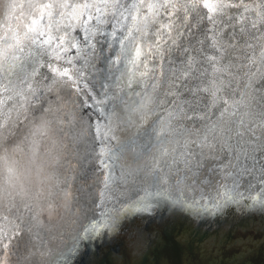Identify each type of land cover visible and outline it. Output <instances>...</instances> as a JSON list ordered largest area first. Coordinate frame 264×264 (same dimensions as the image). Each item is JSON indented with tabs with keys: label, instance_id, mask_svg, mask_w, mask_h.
Listing matches in <instances>:
<instances>
[{
	"label": "water",
	"instance_id": "water-1",
	"mask_svg": "<svg viewBox=\"0 0 264 264\" xmlns=\"http://www.w3.org/2000/svg\"><path fill=\"white\" fill-rule=\"evenodd\" d=\"M0 264H264V0H16Z\"/></svg>",
	"mask_w": 264,
	"mask_h": 264
},
{
	"label": "bare ground",
	"instance_id": "bare-ground-1",
	"mask_svg": "<svg viewBox=\"0 0 264 264\" xmlns=\"http://www.w3.org/2000/svg\"><path fill=\"white\" fill-rule=\"evenodd\" d=\"M15 2L16 0H0V14L1 12L3 13V18L0 25H2V23L4 22L5 15H7V13H9V11L13 8ZM30 174L34 178V170L31 171Z\"/></svg>",
	"mask_w": 264,
	"mask_h": 264
}]
</instances>
